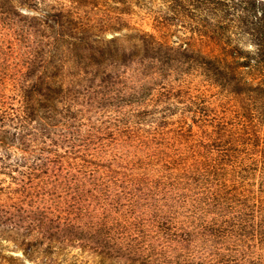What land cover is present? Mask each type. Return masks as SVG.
<instances>
[{
    "label": "trees",
    "instance_id": "trees-1",
    "mask_svg": "<svg viewBox=\"0 0 264 264\" xmlns=\"http://www.w3.org/2000/svg\"><path fill=\"white\" fill-rule=\"evenodd\" d=\"M0 29V228L24 250L54 249L77 196L182 210L180 260L264 264V0H0ZM125 234L106 250L148 262Z\"/></svg>",
    "mask_w": 264,
    "mask_h": 264
},
{
    "label": "rangeland",
    "instance_id": "rangeland-1",
    "mask_svg": "<svg viewBox=\"0 0 264 264\" xmlns=\"http://www.w3.org/2000/svg\"><path fill=\"white\" fill-rule=\"evenodd\" d=\"M135 21L138 25L150 29L147 18H135ZM124 32V30H121L119 35L122 36ZM109 36H111L110 32H108ZM2 43L3 35L0 29V46ZM141 153V149L131 147L127 158L133 155L141 156ZM105 155L107 158L111 156L109 153ZM143 166V169L149 174L158 173L159 166L151 161L144 160ZM86 201L85 197L80 198L77 196L75 197V203L66 196L61 199L62 221L64 223V221H69L71 218L72 226L65 227L66 229L61 232L62 240L54 243L53 250L51 249L48 252L41 250L42 247H45V239L43 243L32 244L31 250H24V244L21 243V240H32V235L0 228V253L12 256L20 264H163L164 262L161 259H165L166 256H168L166 260H169L166 264H200L201 260L198 255H200L201 245L198 242L190 249L189 255L182 257L181 260L173 257L174 253L170 252L169 248L161 245L163 242L161 235L167 233L168 229L173 232L183 226L188 225L186 228L190 227L191 224H188V218L182 210H152L142 207L135 212H129L123 208L120 211L111 210L109 217L100 218L99 213L94 210L97 207L96 203H93L92 206V203L89 200L87 201L90 204L88 208L91 207L89 209L90 213H88L87 207H84ZM68 205H74V207L69 211ZM165 228L167 230H164ZM135 232H143V237L139 241L140 246L151 245V251L148 253L151 255V259L146 260L148 262L143 260L140 262L141 257L147 253L145 250L140 252L144 253L143 255L133 254L134 259L132 261L127 260L124 253L121 256H113V254H110L112 252L106 250L105 247L113 245L114 241L124 243L125 240L121 237L126 236L125 233L129 237L130 234H135ZM108 233L111 234V237H108ZM136 245H138V242Z\"/></svg>",
    "mask_w": 264,
    "mask_h": 264
}]
</instances>
